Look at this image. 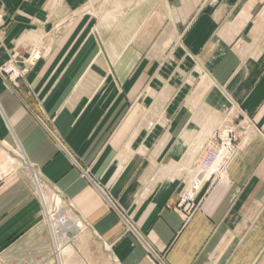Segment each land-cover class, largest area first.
<instances>
[{"label": "crops", "instance_id": "0c3cea01", "mask_svg": "<svg viewBox=\"0 0 264 264\" xmlns=\"http://www.w3.org/2000/svg\"><path fill=\"white\" fill-rule=\"evenodd\" d=\"M36 184L90 256L264 264V0H0V254L50 251Z\"/></svg>", "mask_w": 264, "mask_h": 264}, {"label": "rangeland", "instance_id": "374dc122", "mask_svg": "<svg viewBox=\"0 0 264 264\" xmlns=\"http://www.w3.org/2000/svg\"><path fill=\"white\" fill-rule=\"evenodd\" d=\"M231 127L235 128L234 125L229 124L228 122H223L222 125H220L218 128H216L213 132L210 133V137L212 136H217L218 133H221L222 131H228L229 129H231ZM236 129V128H235ZM237 130V129H236ZM238 131V130H237ZM240 132V131H239ZM209 137L208 141L206 143H204L203 146V150L202 151H207L208 147H211L213 145L218 146V142L219 139H215V140H211ZM243 138H246V136H243L241 139H237L235 140V142L233 143L234 146L236 147V150L239 149L240 147V143L241 141H243ZM213 146V147H215ZM219 148V147H218ZM222 151H226L225 149H222ZM37 188V186H36ZM42 188V186H40V189ZM43 189V188H42ZM53 194L52 192L49 193V198L48 199V203H42L40 198H38L39 200V205H40V213H41V217L43 219V221L46 223V226L48 227V232L50 235V240H51V244L52 247L50 248V251L47 252H39L36 249H38V247L40 246V244H36L37 243V238L33 237L32 240H30L29 243H31V247L34 249L33 251H18V252H11V253H2L0 254V264H59L58 263V259H57V252L55 250V246L53 243V237H52V231L51 228L49 226V220H48V215L49 213L47 211H49L51 214H54L57 212L58 215H63V207L62 204H60V206H58V208L56 207L54 201H53ZM39 197V196H38ZM48 209V210H47ZM69 237L70 241V235H67ZM73 244V243H72ZM73 246L75 247V249L86 259L85 261H87V264H114L111 263L109 261V258H107L106 256H104L102 253L100 252H92L91 256L89 254V251L87 250V246L85 245V243H78L77 246H75L73 244ZM76 262L75 259L73 261H71L70 264H78V263H74Z\"/></svg>", "mask_w": 264, "mask_h": 264}, {"label": "bare ground", "instance_id": "6f19581e", "mask_svg": "<svg viewBox=\"0 0 264 264\" xmlns=\"http://www.w3.org/2000/svg\"><path fill=\"white\" fill-rule=\"evenodd\" d=\"M119 7L116 10L114 9L112 11H108L107 13H105L104 14L105 16L103 17L104 20L109 21V22L112 21L114 22L113 25H116L115 23H119L121 19H126L125 18L126 13L122 12V10ZM118 30H119V27H118ZM238 134H240V132H238ZM55 199H56L57 205L60 206L61 199L59 197ZM43 203H45L46 205V201L44 197H43ZM47 212L50 213L49 211ZM48 220H49V226L52 231V235L56 233V236H57L56 237V252L58 254L57 255L58 263L59 264H70L71 261L75 259L76 262L74 263L87 264L86 263L87 261H85L86 259L80 254L81 252L79 253L75 249V247L71 244V242L70 243L66 242L67 236L64 232L66 228L64 229V231L62 230L66 223V218L63 215L55 216V215L49 214Z\"/></svg>", "mask_w": 264, "mask_h": 264}, {"label": "built area", "instance_id": "2783aa9c", "mask_svg": "<svg viewBox=\"0 0 264 264\" xmlns=\"http://www.w3.org/2000/svg\"><path fill=\"white\" fill-rule=\"evenodd\" d=\"M35 56V55H34ZM14 67L11 65V64H6L2 67V71L6 74H10V73H14L15 70L13 69ZM246 131L245 133H241L238 134V131L231 127V129H229L228 131H222L221 133H218L217 136H211L210 139L213 141L215 139H219V142H218V146H211V147H208V150L205 151V154L203 156V159H202V164L204 166H212L214 165V163L219 160L220 158H224L225 160L229 159L231 157L232 154H234V152L236 151V147L237 146H234V142L235 140L237 139H240L242 136H246ZM216 141V140H215ZM219 147V148H218ZM222 149H225L226 151H222ZM83 171V174L84 175H87L88 171L87 169H84L82 170ZM37 188L35 187V190L37 192V195L39 196L41 202L43 203V196H42V192H41V189H40V186L38 184H36ZM53 201L56 205V207L58 208V205L56 203V199L57 197L60 198L59 196V193H57L56 191L53 192ZM51 214V213H49ZM52 215H55V216H59L56 213L52 214ZM48 218H49V215H48ZM160 262H162L161 259H159Z\"/></svg>", "mask_w": 264, "mask_h": 264}]
</instances>
